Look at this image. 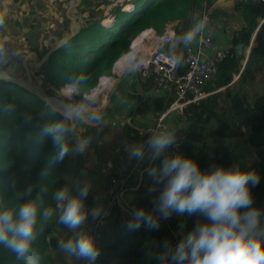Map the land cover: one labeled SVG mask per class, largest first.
Wrapping results in <instances>:
<instances>
[{"label":"trees","instance_id":"16d2710c","mask_svg":"<svg viewBox=\"0 0 264 264\" xmlns=\"http://www.w3.org/2000/svg\"><path fill=\"white\" fill-rule=\"evenodd\" d=\"M110 3L103 0L97 7L104 10ZM82 8L81 5L79 9ZM191 8L192 0H154L143 15L134 16L124 13L120 6L115 9L117 32H114L116 27L106 30L101 26L103 13L92 15L83 40L77 38L63 52L60 61L61 56L47 63L38 76L54 88L72 85L78 94L76 99L82 101L97 87L100 78L112 76L114 64L129 52L140 33L149 28L163 33L168 22L185 19ZM242 15L245 25L235 32L227 57L219 63L216 80L204 87L208 96L188 105L184 121H177L182 131L189 134L181 154L193 158L202 171H210L213 166H239L258 173L259 184L250 185L252 206L264 212V2L244 6ZM238 45L244 46L241 55H237ZM251 45L252 51L244 65L245 52ZM220 89L224 90L216 93ZM19 90L23 94L16 92ZM50 94L60 97L54 92ZM164 102L163 98L158 109L163 108ZM78 121L75 120L77 133ZM57 122L71 127L69 120L65 121L33 95L0 82V208L18 209L26 202H36V239L30 251L36 264H55L52 253L57 250L58 242L53 231L61 223L62 214L56 196L63 189L71 197L77 196L79 190L73 189L72 177L77 181L82 173V162L74 152L76 137L65 138L72 149L69 155L62 162L53 160L58 148L42 130ZM81 138L86 137L81 135ZM151 163V167L161 166L160 159ZM163 187V182L157 183L145 170L128 202L129 207L152 210V201ZM113 210L95 264H173L170 255H166L165 241L174 247L198 220L205 222L197 214L174 213L169 225L157 228L142 225L129 231L121 223L120 208L115 206ZM45 211L51 213L48 218ZM0 264H28V261L0 245Z\"/></svg>","mask_w":264,"mask_h":264},{"label":"clouds","instance_id":"9594fccd","mask_svg":"<svg viewBox=\"0 0 264 264\" xmlns=\"http://www.w3.org/2000/svg\"><path fill=\"white\" fill-rule=\"evenodd\" d=\"M153 2L149 0L135 15H143ZM3 23L0 17V26ZM206 23V17L197 22L184 34V43L191 44ZM179 63L180 58L177 57L173 67ZM57 103L61 101L45 98V104L50 107ZM63 109L65 121L81 114L78 108L70 105H63ZM42 132L58 148L54 162H62L72 151L65 138L74 135L73 128L65 122H57L46 125ZM176 141V131L166 128L151 134L145 143L126 148L129 157L138 161L145 159L146 152L152 161L163 157L161 166L149 167L147 173L157 183H164L163 190L152 201V210L141 207L131 211L127 229L134 231L142 225L157 228L159 218L155 213L164 219L174 213L197 214L205 222L198 220L194 228L184 234L174 247H170L167 240L164 243L166 255H170L173 264H264V228H261L264 212L252 206L250 190V185L255 187L259 184L258 173L239 166H213L210 171H202L191 157L179 153L174 156L164 155ZM89 142V139L77 137L75 151L83 153ZM87 195L88 188L85 186L79 197H68L65 190L56 196L58 201H66L60 222L76 232V235L61 244V248L69 256L95 264L100 249L94 237L86 231H76L87 219L82 203V198ZM241 209L246 211L241 212ZM37 214L35 201L26 202L18 209L0 208V245L10 249L18 258L27 259L28 264H36L30 251L36 239ZM91 214L95 219L101 215V209H94ZM50 215V212H44L45 218Z\"/></svg>","mask_w":264,"mask_h":264},{"label":"crops","instance_id":"0c3cea01","mask_svg":"<svg viewBox=\"0 0 264 264\" xmlns=\"http://www.w3.org/2000/svg\"><path fill=\"white\" fill-rule=\"evenodd\" d=\"M68 1L0 0V17L4 20L3 25L0 26V49H2L0 64L11 65L18 54L31 51L38 45H40L41 53H45L52 44L56 43L69 25L65 15ZM110 1L111 3L102 10V8L97 7V4L102 3L103 0H83L81 4L83 8L80 11L87 20L83 28L89 27L88 20L92 15L101 13L104 14L105 18L103 24L110 26L113 22V20H110L117 15L115 9L120 6L123 12L125 7L128 6L126 11L130 12L132 10L135 16V12L142 10L149 0ZM139 5H141L140 8H138ZM244 6L246 5L236 2V0H192L191 11L185 19L166 24V26L172 25L176 34V40L169 46L168 50L177 57L181 55L180 49L185 44L183 41L184 34L191 30L197 22L203 20L204 12H207L209 20L206 23L204 33L211 39L213 45L209 49L201 48V55L204 58H211L217 50L230 49L235 32L245 25L242 15ZM198 34L191 43L194 48H198ZM161 35L162 33H158L153 28L140 33V36L136 38L139 39V45L137 46L140 49L139 55L151 52L156 47ZM136 53L137 50L132 55L131 61L133 62L131 64L137 61V57L139 58ZM124 64L120 72L115 71L114 66L112 76L102 77L110 80L105 88L92 95L90 99H84L83 102L79 101L82 102L80 106L92 108H89V110H104L98 116L92 117V120L99 122L96 127L82 124L78 119V133L85 136L90 142L83 153L76 152V146H74L77 159L82 162V166H80L82 173L77 181L72 177L74 182V186H72L73 189L80 192L87 186V197L90 199L93 210L101 209L104 205V185L107 177L114 174L121 164H130L137 161L129 157L126 148L145 143L151 134L145 135L143 131L152 126L155 111L163 100V94L160 91H144L139 84L137 71L132 66L129 67L126 63ZM35 77L46 90L57 93L62 99L71 101L69 98L73 96L72 94H67L61 87L54 88L50 86L42 76L35 75ZM102 78H100V81ZM117 82L118 88L111 95L108 103L109 94L117 85ZM97 87L93 90H96ZM178 122L175 116L171 117L169 121L170 129L175 130L176 135H179L183 130ZM85 127L89 128L90 132H86ZM82 130L84 131L80 132ZM151 165V160L146 156L135 171L132 184L140 180L141 170L143 168L147 170ZM74 173L75 171H73ZM79 191L78 195L73 197H79ZM58 230H61L62 235L56 234ZM88 230L89 225H81V228L76 231L88 232ZM53 235L58 242L57 250L52 253L54 263L78 264V259L67 255L61 248V244L76 235V232L70 230L63 223H59L54 228Z\"/></svg>","mask_w":264,"mask_h":264},{"label":"built area","instance_id":"2783aa9c","mask_svg":"<svg viewBox=\"0 0 264 264\" xmlns=\"http://www.w3.org/2000/svg\"><path fill=\"white\" fill-rule=\"evenodd\" d=\"M236 2L244 5L258 6L264 0H236ZM205 17L207 18V12H204ZM111 20L114 21L115 18L113 17ZM207 21H209L208 18ZM204 29L205 27L197 37L198 48H194L191 44H184L182 46L180 49L181 55L179 56L180 63L175 67H173V64L177 56L168 50L169 46L176 40V34L172 25L165 26L156 47L151 52L140 56V49L136 47V54L139 55V58L137 57L135 63L127 64V66H132L137 71L139 84L144 91H160L165 99L163 108L156 109L155 111L152 126L143 131L145 135L153 134L166 128L170 129L169 121L173 116L179 121H184L186 107L190 104L198 103L208 96L204 87L216 80L219 63L227 57L228 52L227 50H217L213 57L204 58L201 55L200 49H209L213 45L211 39L204 33ZM132 47L133 43L129 53L123 58L130 54L134 55L136 50H132ZM176 136V144L167 149L164 155L174 156L178 153L181 154L182 148L188 141L189 134L184 130ZM146 156L147 152L145 158ZM162 159L163 157L160 158L161 163ZM143 161L137 160L130 164L123 163L118 167L115 175L107 177L104 185L105 201L99 217L93 219L91 214L93 211L92 205L88 198H82L83 208L87 214V219L83 225H89L88 233L94 237L99 249L103 246L108 223L114 214L113 209L115 206L119 207L122 212L121 223L124 227H126L127 222L131 219L130 213L132 209L129 207L128 202H130L132 194L141 182L142 176L138 183L132 184V181L135 171ZM145 169L141 170V175H143ZM63 190L66 191L68 197H71L67 189ZM64 203L66 201L61 202L57 200V207L62 209ZM155 215L159 218L158 225H169L173 220V215L168 219L160 217L159 213H155ZM78 264H88V262L86 260H79Z\"/></svg>","mask_w":264,"mask_h":264},{"label":"water","instance_id":"95a60500","mask_svg":"<svg viewBox=\"0 0 264 264\" xmlns=\"http://www.w3.org/2000/svg\"><path fill=\"white\" fill-rule=\"evenodd\" d=\"M83 0H69L68 6L66 9V18L69 21L68 28L65 32L62 33L60 39L52 44L45 53H41L40 51V45H38L35 49L23 52L18 54L13 63L11 65H1L0 64V82H3L5 84H12L19 89L33 95L36 97L39 101L45 103V98H48L50 101H56L59 99L61 103L53 104L51 107L48 106L49 109L52 111L58 113L62 117L63 115V105H70L74 108H78L80 110V116L75 117L71 120H69L71 127L74 130V135L71 136V138L79 137V134L76 132V123L75 120H81L85 125L90 127H96L99 125V122L92 120L93 116H98L101 114L104 110L100 111H92V110H86L83 109L80 104L62 99L56 95L48 93L46 88L42 86L35 75H38L43 67L46 66L47 63H49L52 60L58 59L63 52L71 46V42L76 40L77 38H81L86 28H83V26L87 23V20L83 17L82 12L80 11V6L82 4ZM134 4V3H132ZM131 4V5H132ZM118 17L115 18V20L112 22L110 26H105L103 24V21H101V26L105 28L106 30H113L117 24ZM256 37V33L253 35L252 40H254ZM252 45L247 49L246 53V60L244 61V65L247 62L248 57L250 56V53L252 51ZM237 55H241L244 52V46L238 45L236 46ZM116 65V63H115ZM114 65V66H115ZM100 81V80H99ZM117 85L114 86V88L111 90L109 97H108V103L110 102L111 95L117 90L118 88V82ZM75 89L74 97L77 98L78 94ZM224 89L218 90L216 93L223 91ZM93 91L89 95H86L84 98L92 97Z\"/></svg>","mask_w":264,"mask_h":264},{"label":"bare ground","instance_id":"6f19581e","mask_svg":"<svg viewBox=\"0 0 264 264\" xmlns=\"http://www.w3.org/2000/svg\"><path fill=\"white\" fill-rule=\"evenodd\" d=\"M126 11V10H125ZM112 21V20H110ZM104 22V21H103ZM112 24V22H111ZM110 24V25H111ZM139 45V39H136L135 41H133V47H132V50H135V48ZM249 50V49H248ZM128 54V53H127ZM126 56V55H125ZM132 55H128L127 57L123 58V59H120L119 61L116 62V65H115V71H118L120 72L121 71V68L123 66L124 63L126 64H130L131 63V58ZM125 65V64H124ZM127 67V66H126ZM109 78H102L97 89L93 91V95L97 94L101 89L105 88L108 84H109ZM67 94H72L74 95L75 94V89L73 86L71 85H67V86H64L62 87ZM65 88V89H64ZM91 97H88L86 98L87 100L90 99ZM83 109H86V110H89V108L91 107H87V106H81ZM92 109V108H91Z\"/></svg>","mask_w":264,"mask_h":264},{"label":"rangeland","instance_id":"374dc122","mask_svg":"<svg viewBox=\"0 0 264 264\" xmlns=\"http://www.w3.org/2000/svg\"><path fill=\"white\" fill-rule=\"evenodd\" d=\"M142 5V4H141ZM141 5H139V7L138 8H140V6ZM127 17L129 18L130 16L129 15H127ZM116 28L114 29V32H117V30H118V25L117 26H115ZM138 36H140V34L138 35ZM138 36L136 37V38H138ZM85 37V34L84 35H82V37L80 38L81 40H83V38ZM135 38V39H136ZM107 39H108V37H107ZM135 39H134V41H135ZM74 42H75V40L73 41V42H71V45H73L74 44ZM130 51V50H129ZM247 51V50H246ZM129 53V52H128ZM148 53V52H147ZM126 55V54H125ZM124 57V56H123ZM123 57H121V58H123ZM120 58V59H121ZM132 58V57H131ZM62 59V56L58 59V61H60ZM62 88V87H61ZM63 89V88H62ZM48 91V90H47ZM18 94H23V92H20V90L19 91H16ZM48 93H51V92H49L48 91ZM65 97V96H64ZM69 99H71V101H74V102H76V103H78V104H81L82 102H83V100H82V102H79V101H77L76 100V98L74 97V95L71 97V98H69ZM85 99V98H84ZM85 130H86V132L87 131H89L90 132V129L89 128H86L85 127ZM84 130H82V131H80V132H83ZM76 138H77V136H76ZM78 138H81V135L79 134V137ZM82 139V138H81ZM74 146H76V141H74ZM261 228H264V218H262L261 219ZM56 234H59V235H62V232H61V230H58L57 232H56Z\"/></svg>","mask_w":264,"mask_h":264}]
</instances>
